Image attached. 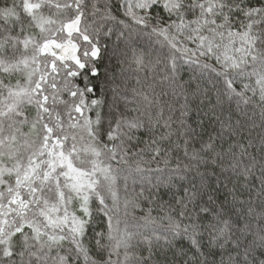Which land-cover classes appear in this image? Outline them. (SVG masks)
<instances>
[{"label":"snow or ice","instance_id":"1","mask_svg":"<svg viewBox=\"0 0 264 264\" xmlns=\"http://www.w3.org/2000/svg\"><path fill=\"white\" fill-rule=\"evenodd\" d=\"M0 264H264V0H0Z\"/></svg>","mask_w":264,"mask_h":264},{"label":"trees","instance_id":"2","mask_svg":"<svg viewBox=\"0 0 264 264\" xmlns=\"http://www.w3.org/2000/svg\"><path fill=\"white\" fill-rule=\"evenodd\" d=\"M103 43V42H102ZM103 59L100 61L98 67L100 69V79H103L105 73H113L115 72L117 75L120 73V66H119V61L115 58H111V52H102ZM143 76V73L140 74ZM136 83L135 77H131L129 80V85L134 86ZM155 214V213H154ZM183 241H178L177 244L178 246L180 244H183ZM186 246V245H185Z\"/></svg>","mask_w":264,"mask_h":264}]
</instances>
